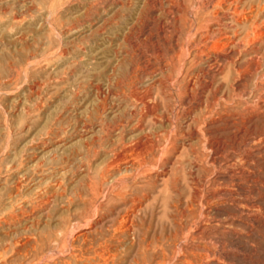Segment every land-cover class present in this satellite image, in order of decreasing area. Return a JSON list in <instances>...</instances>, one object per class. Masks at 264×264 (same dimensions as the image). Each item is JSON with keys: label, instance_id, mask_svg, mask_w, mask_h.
Listing matches in <instances>:
<instances>
[{"label": "rangeland", "instance_id": "rangeland-1", "mask_svg": "<svg viewBox=\"0 0 264 264\" xmlns=\"http://www.w3.org/2000/svg\"><path fill=\"white\" fill-rule=\"evenodd\" d=\"M194 1L0 0V264H168L178 248L264 264V226L239 210L264 220V0L235 65L196 54L216 23ZM124 215L131 233L110 238Z\"/></svg>", "mask_w": 264, "mask_h": 264}, {"label": "bare ground", "instance_id": "bare-ground-1", "mask_svg": "<svg viewBox=\"0 0 264 264\" xmlns=\"http://www.w3.org/2000/svg\"><path fill=\"white\" fill-rule=\"evenodd\" d=\"M160 1V0H159ZM250 2V0H195L194 2L191 3V5H194L195 4V7L192 9L194 10L196 16L198 13H200V11L202 10H205V9H208L210 8L211 9V12H210V15H208V19L210 20H213L216 26L215 29H207V30H210V36L208 34H206L204 36V38L202 39V42L200 45L196 46L195 47V52H197L196 54L200 53V55L204 56V58L208 59L210 58L211 61H213L212 63H214V61H217V62H220V61H229L230 64L232 65H235V61H234V57L236 55V53L238 52V49L241 47V46H250L259 36L260 38L263 37L261 36V34H259L260 32H258L259 27L255 24V21H254V10L250 7V5H248ZM148 3V2H147ZM143 4V3H142ZM240 4V6H239ZM172 4L170 3V6ZM242 5V7H241ZM245 5H247V14L246 16L242 17V12L245 11ZM173 6H174V3H173ZM190 7V6H189ZM262 7V6H261ZM169 8V7H168ZM171 8V7H170ZM177 11H180L184 17H187L189 19H193L195 21L194 24H197L199 23V19L200 18H196L195 14L193 15L191 11L187 10L186 7L181 3L180 6H177ZM136 10V9H135ZM176 10V9H175ZM179 12V13H180ZM178 15V14H177ZM199 15V14H198ZM205 16V15H204ZM263 17V16H262ZM138 18V17H137ZM206 20V18H205ZM222 20L226 21V22H223ZM201 22V21H200ZM211 22V21H210ZM191 24V23H190ZM262 24V23H261ZM195 27V26H194ZM238 27H241L242 30H245L244 31V35L243 37H239L237 36L236 34V30ZM204 30V29H203ZM202 30V31H203ZM205 30V31H207ZM240 30V29H239ZM201 31V32H202ZM199 32V31H198ZM241 34V33H240ZM239 34V35H240ZM243 34V33H242ZM263 35V34H262ZM201 38V37H200ZM210 38V39H209ZM259 38V39H260ZM264 38V37H263ZM258 39V40H259ZM262 40V39H261ZM176 41V40H175ZM174 42V41H173ZM257 42V41H256ZM191 43V42H190ZM258 43V42H257ZM259 44H260V41H259ZM195 46V45H194ZM255 46V45H254ZM253 47V46H252ZM251 47V48H252ZM250 48V47H248ZM247 48V49H248ZM190 51V49H189ZM242 51V50H241ZM187 54V53H186ZM199 55V56H200ZM253 55V54H252ZM201 56V57H202ZM199 57V58H201ZM186 58V57H185ZM243 59V58H242ZM238 64V63H237ZM209 65V64H208ZM203 66V65H202ZM230 66V65H229ZM234 68V67H233ZM237 68V67H236ZM256 68V67H255ZM235 70V68H234ZM218 71V70H217ZM220 71V70H219ZM239 74V73H237ZM199 75V74H197ZM207 75V74H206ZM205 75V76H206ZM211 75V74H210ZM249 76V75H247ZM196 77V76H195ZM203 77V76H202ZM191 81V80H190ZM190 83V82H189ZM261 84V83H260ZM173 85V84H172ZM189 85V84H188ZM192 86V85H191ZM188 87V86H187ZM189 90V89H188ZM134 94V93H133ZM190 94V93H189ZM136 95V94H134ZM189 97V96H188ZM190 98V97H189ZM141 102V101H140ZM148 103V102H147ZM263 105V104H262ZM248 116V115H247ZM215 117V116H214ZM218 119V118H217ZM221 121V120H220ZM213 122V121H212ZM211 123V122H209ZM250 123V122H249ZM248 124V123H247ZM263 138V137H262ZM142 143V142H141ZM115 154V153H114ZM112 155V154H111ZM119 155V154H117ZM121 156V155H120ZM243 156V155H242ZM251 156V155H250ZM115 157V155H114ZM245 157V156H244ZM253 157V156H252ZM117 158V157H116ZM126 158V157H125ZM242 158V157H240ZM118 159H116L117 161ZM122 160V159H121ZM252 160V159H251ZM115 161V159L113 160ZM119 161V160H118ZM245 162H246V159H245ZM244 163V160L243 162ZM247 163V162H246ZM245 164V163H244ZM121 168L120 167H116V168H113L111 170L108 171V174H106L104 177H101V181H100V184H105L107 182H111L112 183V179L114 178L113 176L117 175V174H121V172L123 171H127V170H132L134 167L133 163L131 162H125L123 164H121ZM240 166V164H239ZM232 167V165H231ZM243 167H246L244 165H242L241 168ZM258 167V166H257ZM229 168V167H228ZM247 168V167H246ZM251 168H252V165H251ZM238 169V168H237ZM257 169V168H256ZM136 170V169H135ZM227 170V169H226ZM235 170V169H234ZM246 171L249 170V169H245ZM232 171V169H231ZM245 171V172H246ZM229 172H230V169H229ZM233 172V171H232ZM240 172H243V171H240ZM234 173V172H233ZM232 173V174H233ZM236 173V171H235ZM244 173V172H243ZM248 174V171L246 172ZM251 173V172H249ZM237 174V173H236ZM239 174V173H238ZM245 174V173H244ZM228 175V174H227ZM243 174L241 173V176ZM253 175V174H252ZM264 175V174H263ZM234 176V175H232ZM240 176V175H239ZM238 176V177H239ZM240 176V178H241ZM250 176V175H249ZM237 177V176H236ZM237 177V178H238ZM251 177V176H250ZM239 178V179H240ZM244 178V177H243ZM108 179H111L112 181H108ZM228 179L230 180L229 176H228ZM232 179V178H231ZM234 179V177H233ZM236 179V178H235ZM233 180V183L236 181V180ZM251 179V178H250ZM242 181V179H240ZM239 180V182H241ZM248 182L249 184V179H244ZM242 181V185H244L243 183L245 181ZM254 180V179H252ZM238 181V180H237ZM255 182L257 181L256 179L254 180ZM232 182V181H231ZM258 182V181H257ZM232 183V185L235 186V183H238V182H235L234 184ZM246 183V182H245ZM227 184V183H226ZM252 184V183H251ZM250 184V185H251ZM238 187H239V183L237 184ZM247 186V183L245 184ZM254 185V184H253ZM227 186V185H226ZM231 186V184H230ZM245 186V187H246ZM194 187V186H193ZM192 187V188H193ZM244 187V186H243ZM244 187V188H245ZM241 188V186H240ZM239 188V189H240ZM251 188V187H250ZM191 189V188H190ZM200 189V188H199ZM235 189V188H234ZM239 189L238 191H236L237 193H239ZM242 189V188H241ZM247 189V188H246ZM99 190V189H98ZM212 191V189H210ZM236 190V189H235ZM227 191V189H226ZM229 191V190H228ZM245 190H243L242 192H244ZM247 191V190H246ZM254 191V190H253ZM214 192V191H212ZM231 192V191H230ZM233 192V191H232ZM250 192V191H249ZM248 192V193H249ZM196 193V192H195ZM194 193V194H195ZM211 193V192H210ZM215 193V192H214ZM221 193V192H220ZM220 193H217V194H220ZM224 193V192H223ZM223 193L222 196H223ZM241 193V192H240ZM245 193V192H244ZM193 194V193H192ZM202 194V193H201ZM212 194V193H211ZM235 194V193H234ZM246 194V193H245ZM200 195V194H199ZM229 195V193H228ZM235 195H239V194H235ZM249 195V194H248ZM197 196V195H196ZM203 196V195H202ZM213 196V195H211ZM220 196V195H218ZM226 196V195H225ZM232 196V194L230 195ZM193 197V196H192ZM217 197V196H216ZM215 197V199H216ZM194 198V197H193ZM211 197H209L210 199ZM219 198V197H218ZM227 198V196H226ZM225 198V200H226ZM245 198V197H244ZM209 199L207 198V200L209 201ZM229 199V198H227ZM231 199V198H230ZM235 199V198H234ZM45 200V199H44ZM190 200V199H189ZM203 200V199H201ZM213 200V199H212ZM218 200V199H216ZM215 200V201H216ZM221 200H222V197H221ZM197 201V200H196ZM200 201V200H199ZM232 201V200H231ZM235 201V200H234ZM237 201V200H236ZM193 202V201H192ZM204 202V200H203ZM230 202V201H229ZM190 203V201H189ZM195 203V202H194ZM209 203H211V201H209ZM213 203V201H212ZM211 203V205H212ZM217 203V202H216ZM220 203V202H219ZM218 203V204H219ZM233 204V203H232ZM190 205V204H189ZM196 205V204H195ZM199 205V204H198ZM202 205V204H201ZM213 205H216V204H213ZM220 205V204H219ZM236 205V204H235ZM191 206V205H190ZM189 206V207H190ZM197 206H195L196 208ZM215 207V206H214ZM212 207V208H214ZM217 207V206H216ZM200 208V207H199ZM197 209V208H196ZM204 209V208H203ZM206 210V209H205ZM210 210V209H208ZM215 210V208H214ZM241 212H244L247 216H249L250 218V222L251 224H259L261 226H264V220L262 217L258 216L257 214L255 213H252L250 209L248 208H245V207H241ZM193 211L194 208H193ZM192 212V211H191ZM204 212V211H203ZM207 212V211H205ZM209 212V211H208ZM228 212V211H227ZM194 214V213H193ZM198 215V214H197ZM208 215V214H206ZM201 217V216H200ZM186 218V217H185ZM194 218V217H193ZM225 218V217H224ZM104 219V218H103ZM206 219V218H205ZM214 219V218H213ZM193 220V219H192ZM205 221V220H204ZM220 221V220H219ZM199 223V222H198ZM201 223V222H200ZM199 223V224H200ZM220 223V222H219ZM245 224H248V223H245ZM131 225H132V221H131V215H124L120 218V220L118 221V226L113 229L111 232H107L108 236H110V238H113V237H117V236H125V235H128L129 232L131 231ZM194 226V225H193ZM203 226V225H202ZM71 230V229H70ZM131 233V232H130ZM85 232L79 234L78 236H85ZM184 237V236H183ZM173 239V238H172ZM184 240V239H183ZM177 243H180V242H177ZM193 243V242H192ZM195 245L197 243H194ZM254 244V243H253ZM180 245V244H179ZM218 245V244H217ZM221 245V244H220ZM178 246V245H177ZM205 246V245H204ZM203 246V247H204ZM223 246V245H221ZM44 247V246H43ZM193 247V246H191ZM202 247V246H201ZM207 247V246H206ZM224 247V246H223ZM199 248V247H198ZM215 248V247H214ZM248 248V247H247ZM250 248V247H249ZM185 249V248H184ZM192 249V248H191ZM195 249V247L193 248V250ZM211 249V248H210ZM209 248L206 249V253H198L196 252L195 254H193V252L191 253V255H184V254H180L181 253V250L180 248H178L177 250H174L177 252V257H174L168 264H225L223 262V259L219 258L221 256H218V257H215L217 255H220V254H224V256H226V258L228 257L227 255H225L224 251L222 253L218 252L217 250H213L211 249L210 250ZM224 249V248H223ZM222 249V250H223ZM252 249V247L250 248ZM197 250V248L195 249ZM201 251V249H199ZM204 250V249H203ZM183 251V250H182ZM190 251V250H189ZM248 251V250H247ZM250 251V250H249ZM254 251V250H253ZM48 252V251H47ZM50 252V251H49ZM55 252V250H54ZM188 252V251H187ZM238 252V251H237ZM57 253V252H55ZM71 253V252H70ZM109 253V252H108ZM190 253V252H189ZM185 254H188V253H185ZM227 254V253H226ZM231 254V253H230ZM229 254V255H230ZM245 254V253H244ZM252 254V253H251ZM72 255V254H71ZM74 255V254H73ZM173 255V254H172ZM236 255V254H234ZM49 256V254L47 255V257ZM223 256V257H224ZM245 256V255H244ZM2 257V256H0ZM171 257V256H170ZM222 257V258H223ZM46 258V256H45ZM50 258V257H48ZM166 258H164L165 260ZM168 259V258H167ZM47 260V259H46ZM45 260V261H46ZM50 260V259H49ZM79 260V259H78ZM81 260V259H80ZM235 260V259H234ZM250 260V259H249ZM52 260H50L51 262ZM230 261H231V258H230ZM8 262V261H7ZM6 262V263H7ZM38 262H41L38 261ZM108 258L107 260H103L102 264H108ZM232 262V261H231ZM245 262V261H244ZM251 262V261H250ZM248 262V264H252ZM43 263V262H42ZM41 263V264H42ZM47 263V262H46ZM247 263V262H246ZM3 264V263H1ZM13 264V263H12ZM37 264V263H36ZM40 264V263H39ZM45 264V262H44ZM52 264V263H51ZM233 264V263H232ZM243 264V263H242ZM259 264V263H258ZM262 264V263H260Z\"/></svg>", "mask_w": 264, "mask_h": 264}]
</instances>
